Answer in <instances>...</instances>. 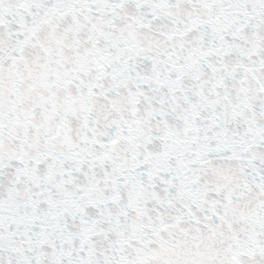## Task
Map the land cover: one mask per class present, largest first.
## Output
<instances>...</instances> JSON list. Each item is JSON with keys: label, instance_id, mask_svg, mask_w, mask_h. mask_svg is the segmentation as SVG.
<instances>
[{"label": "snow or ice", "instance_id": "6c2138e0", "mask_svg": "<svg viewBox=\"0 0 264 264\" xmlns=\"http://www.w3.org/2000/svg\"><path fill=\"white\" fill-rule=\"evenodd\" d=\"M0 264H264V0H0Z\"/></svg>", "mask_w": 264, "mask_h": 264}]
</instances>
